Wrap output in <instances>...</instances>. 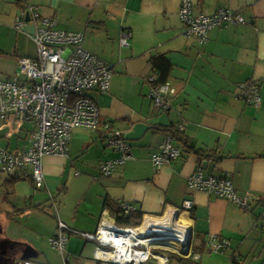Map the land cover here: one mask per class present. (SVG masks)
Instances as JSON below:
<instances>
[{
  "label": "crops",
  "instance_id": "0c3cea01",
  "mask_svg": "<svg viewBox=\"0 0 264 264\" xmlns=\"http://www.w3.org/2000/svg\"><path fill=\"white\" fill-rule=\"evenodd\" d=\"M180 1L0 0V51L5 54L0 56V81L14 75L19 58L36 56V24L28 21L15 28L25 4L34 6L41 18L55 19L57 29L82 33L83 48L113 67L108 94L90 93L100 113L98 130H74L68 157H44L45 187L37 189L27 179L6 182L8 176L3 181L0 264L16 260L97 264L95 243L77 235L69 237L63 255L49 245L56 218L48 208L58 195L59 218L71 229L89 233L95 231L104 210L113 215L107 208L117 198L152 217L179 209L190 198L193 209L175 219L189 228L191 240L189 254L180 257L195 264H264V0H192L205 14L223 8L245 20L241 25L212 29L204 45L181 36ZM123 31L131 34L126 48L119 44ZM159 55L170 62L165 110L153 105L146 81L154 70L150 58ZM245 82L257 83L258 106L240 98L239 86ZM136 123L148 128L139 139L126 141L133 159L103 177L99 164L119 157L107 144L108 133L126 134ZM169 124L181 125L182 134L195 148L211 151L210 155L199 158L179 145L182 155L155 170L150 157L164 133L154 127ZM0 138V148L10 152L24 149L28 141L25 132L8 135L1 125ZM198 166L207 174L228 175L238 193L249 196L250 209L189 192L187 178ZM73 179L79 184L74 187V199L67 200L71 193L67 185ZM211 236L228 240L224 253L208 250ZM170 253L175 252L158 251L146 264H190Z\"/></svg>",
  "mask_w": 264,
  "mask_h": 264
},
{
  "label": "built area",
  "instance_id": "2783aa9c",
  "mask_svg": "<svg viewBox=\"0 0 264 264\" xmlns=\"http://www.w3.org/2000/svg\"><path fill=\"white\" fill-rule=\"evenodd\" d=\"M26 16L36 24L33 35L36 56L19 58L14 75L0 81V125L8 135L25 132L28 141L25 148L18 152L0 148V172L30 180L35 188L41 189L45 187L42 171L44 157H68V145L74 130H98L100 113L90 93L108 94L113 67L83 48L82 33L57 29L55 19L41 18L30 4H25L17 16L16 29L26 24ZM178 18L183 25L181 36L200 45L207 42L208 34L214 28L245 23L241 14L228 9L220 8L213 14H205L196 8L192 0L180 1ZM130 39V32L123 31L119 39L120 47H128ZM156 79L154 73L146 78L150 87L148 97L157 109L165 110L169 106V87L167 84H156ZM239 89L240 98L253 106L260 104L257 83L245 82L240 84ZM178 130H183L181 125H178ZM124 136L119 130L108 133L107 144L119 153V157L99 164L103 177L111 176L116 167L133 159ZM181 155L182 149L168 133L151 154L150 160L154 169L158 170ZM186 184L189 192H202L226 200L239 209H250L249 196L238 193L228 175L207 174L202 166H198L187 178ZM51 203L56 211V228L49 238V245L61 255L71 235L95 243L93 260L97 264H146L156 254L153 253L155 250H173L181 255L191 249V244L188 246L189 228L175 220L181 213H190L193 209L194 202L190 198L183 200L179 209H172L160 218L143 215L137 226L117 224L115 216L104 210L95 231L90 233L71 229L59 218L52 198ZM114 204L121 216L137 212L136 207L123 198L115 199ZM171 219L179 225L174 235L170 227ZM159 237L169 239L154 240ZM172 242L179 246L165 244ZM206 243L212 253L222 254L228 247V240L220 236H211ZM194 258L198 256L194 255ZM12 264L41 263L16 260Z\"/></svg>",
  "mask_w": 264,
  "mask_h": 264
},
{
  "label": "trees",
  "instance_id": "16d2710c",
  "mask_svg": "<svg viewBox=\"0 0 264 264\" xmlns=\"http://www.w3.org/2000/svg\"><path fill=\"white\" fill-rule=\"evenodd\" d=\"M4 55L5 54L0 51V56H4ZM150 63L152 64L153 69H154L153 73L157 76L156 84H166L167 76H168V69L170 67L169 60L165 56L159 55V56L151 57ZM154 128L160 132H163L164 135L168 133L171 134L173 138L175 139V141L177 142V144L180 145L182 148H184L186 152H192L195 155H197L199 158L206 157L207 153L208 154L211 153V151L205 152L203 150L196 149L194 143L189 138L184 136L182 134V131L178 130V125L169 124V125H164V126L163 125L156 126ZM258 157H262V156H258ZM18 180L20 179L13 177V176H8V178L6 179V182L15 183ZM107 209H109L111 214L115 216L116 223L120 225L137 226L140 224L142 216H143L139 212H136L135 214L131 216H121L119 214L118 208L116 207L114 203L112 205H108ZM170 255L173 258H176L180 261H184L186 259V258L180 257L179 255L175 253H170ZM186 261L190 264H195V262L191 261L188 258L186 259Z\"/></svg>",
  "mask_w": 264,
  "mask_h": 264
},
{
  "label": "rangeland",
  "instance_id": "374dc122",
  "mask_svg": "<svg viewBox=\"0 0 264 264\" xmlns=\"http://www.w3.org/2000/svg\"><path fill=\"white\" fill-rule=\"evenodd\" d=\"M1 139V138H0ZM130 143V142H129ZM99 171V170H98ZM7 177V175H5V174H2L1 172H0V187H1V185L3 184V181L5 180V178ZM72 182V183H71ZM71 182H69V184L67 185V187H69V189H70V194L68 195V197H67V200H72V199H74V197H73V195L75 194L74 193V187L75 186H77L79 183H77V181H75L74 179L73 180H71ZM6 188H7V186H6ZM8 188H9V186H8ZM5 195V191H4V189H2V188H0V201H1V199L2 200H4L3 199V197H5V199H6V196H4ZM59 196L60 195H58L57 196V200H55V203H56V205H58L59 206V203H58V200L60 199L59 198ZM58 208V207H57ZM48 211H49V213L51 214V213H53V217H55L56 218V211H55V209H54V207H49L48 208ZM162 217V216H161ZM158 218H160V217H158ZM142 220V219H141ZM141 223V222H140ZM156 252H158V251H167L166 249H158V250H155ZM155 251H153V253L155 254L156 252ZM181 255H183L184 256V254H181ZM155 257H157V254H155L154 256H152V258H155ZM151 258V259H152ZM150 259V260H151Z\"/></svg>",
  "mask_w": 264,
  "mask_h": 264
},
{
  "label": "water",
  "instance_id": "95a60500",
  "mask_svg": "<svg viewBox=\"0 0 264 264\" xmlns=\"http://www.w3.org/2000/svg\"><path fill=\"white\" fill-rule=\"evenodd\" d=\"M26 21H29L28 16H26ZM148 128L146 124L143 123H136L133 124L130 129L127 130L124 139L126 141H135L140 138V136L143 134V132ZM191 240L189 238L188 246H190ZM188 251H185L183 254L186 256Z\"/></svg>",
  "mask_w": 264,
  "mask_h": 264
},
{
  "label": "bare ground",
  "instance_id": "6f19581e",
  "mask_svg": "<svg viewBox=\"0 0 264 264\" xmlns=\"http://www.w3.org/2000/svg\"><path fill=\"white\" fill-rule=\"evenodd\" d=\"M170 227L172 228L171 230L172 231H174V232H172L173 233V235L174 234H177L176 233V229H178V227H179V225L177 224V223H175L172 219L170 220ZM161 234H163V233H160V235ZM167 239H169V237H159V238H156V239H154V240H167ZM147 241H141V243H146ZM165 244H172V245H174L175 247H177V246H179V244H173V242L172 243H165Z\"/></svg>",
  "mask_w": 264,
  "mask_h": 264
}]
</instances>
